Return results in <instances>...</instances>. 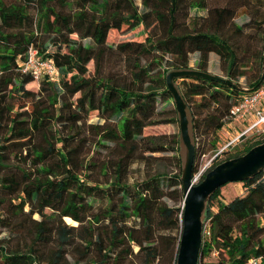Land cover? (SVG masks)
<instances>
[{
	"label": "trees",
	"instance_id": "16d2710c",
	"mask_svg": "<svg viewBox=\"0 0 264 264\" xmlns=\"http://www.w3.org/2000/svg\"><path fill=\"white\" fill-rule=\"evenodd\" d=\"M143 5L144 12L139 11L134 0H102L101 3L92 0H0V208L9 205L13 220L18 221H9L5 226L17 235L29 229V219L36 222V227L30 228L32 242L26 251L0 245V264H40L44 261L63 264L67 247L77 238L75 231L78 229L65 224L64 217L82 225L97 200L106 202L103 210L108 227L111 226L110 237L96 233L103 219L101 213H95L90 222V237L84 241L87 249L95 248L99 252L100 259L95 261L102 259L100 264H109L110 260L123 264L134 254V245L140 248L138 255L145 256L143 264H155L161 259L160 247L165 244L164 240L172 238L161 232L175 233L180 227L182 229L183 206L169 207L164 202V198L173 193L184 198L181 172L158 173L134 184L125 178L126 162L140 150L145 129L177 122L175 118L158 119L161 113L157 105L163 99L172 98L166 86L169 70L154 68L162 66L158 53L172 54L175 57L172 66L182 69L189 67V54L201 52L203 57L197 69L205 71L209 54L216 52L222 58H229L228 77L231 79L237 58L229 43L217 32L201 31L197 26L192 32L177 34L182 30L179 17L184 7L208 9L207 0H143ZM165 8L167 13L162 12ZM215 12L219 28L233 15L229 8L214 9L211 14L214 16ZM150 13L168 25L166 37L157 39L158 36L148 31L143 42L108 45L110 31L121 29L124 24L133 28L145 25L148 30ZM74 33L80 34L82 39L91 38L93 45L73 39ZM62 45L67 46L66 52L59 49ZM32 47L45 58L53 59L63 74L60 90L52 82L42 81L38 94L43 89L51 92L47 106H40L39 100L34 102L36 93L26 89L35 78L22 72V63ZM96 53L101 65L92 73L88 65L95 60ZM131 53L138 55V59L131 69L130 79L115 82L114 74L122 68L117 69L118 62ZM153 54L156 56L152 61L142 64L141 56ZM260 65L263 70V54ZM106 72L111 76L105 75ZM261 78L262 75L251 85L259 86ZM177 82L188 105L195 103L208 110L212 103L219 105L210 121L212 130L221 129L223 119L233 106V95L240 91L225 82L202 78ZM146 83L159 89L155 86L145 88ZM15 86H18V93L22 92L33 103L30 112L9 116L14 113L11 100ZM77 94L80 96L73 100ZM198 98L200 100L195 101ZM93 112L106 121L103 126L98 125L104 129L99 135L103 136L102 141H113L117 148L128 149L126 156L116 162L112 179L102 184H91L90 177L82 179V170L87 169L88 163L79 158V148L70 147L71 136H62L60 130H53L56 123L76 126ZM196 125L194 118V131ZM3 128L7 129L6 134ZM263 142L264 139L235 157ZM155 150L162 151V147H155ZM243 183L247 185V193L229 203L219 202L217 211L212 210L210 203L219 199L221 188L210 199L205 214L210 236H204L202 256L207 257L216 249L221 258L201 264H245L253 256L262 257L261 264H264V172ZM46 209L53 211L50 219L60 221L57 227L47 226ZM36 213L43 219L33 220ZM3 221L0 219L1 225ZM142 229L146 232L144 238L138 236ZM181 235L182 232L174 240L176 254L172 264H176ZM7 239L9 237L0 241L3 243ZM53 240L57 242V249L49 255L46 246Z\"/></svg>",
	"mask_w": 264,
	"mask_h": 264
},
{
	"label": "rangeland",
	"instance_id": "374dc122",
	"mask_svg": "<svg viewBox=\"0 0 264 264\" xmlns=\"http://www.w3.org/2000/svg\"><path fill=\"white\" fill-rule=\"evenodd\" d=\"M93 2L101 3L102 0H92ZM138 6L139 11L144 12L145 6L143 5V0H134ZM208 9H189L187 6L184 7L183 13L180 14L179 22L182 30L178 31L177 34L183 32H192L197 26L201 31H206L210 33L217 32L219 36L225 39L232 50L235 51L237 58V64L232 69L235 71L233 74V79L228 77L229 75V58H222L218 53L212 52L209 54V60L205 66V72L211 73L218 77L231 80L235 83H240L243 87L251 89L250 91H241L239 89H234L240 91V94L235 93L233 95V106L230 111L227 112L226 117L223 119L224 125L217 132L212 130V123L210 119L214 117L215 109L219 105L212 103L210 109L206 107L197 106L195 103L188 105L189 116L197 123L196 130L194 131L193 126V141L196 146V157L194 163V178L196 183H199L203 176L213 169L215 165L228 160L238 154H241L248 147L254 145L257 142H261L264 139V123L255 126L260 121L259 111H262L264 107V67L261 69L260 58L262 54L264 55V0H207ZM229 8L230 12L233 13L232 17L229 18L222 28H219L218 14L215 12L214 16L211 11L214 9ZM163 13H167V9L162 10ZM214 22V25H213ZM146 29L145 25H140L137 28H133L130 24H124L121 29H113L108 35V45L117 46L118 44L125 42H143L148 36V31L152 32L154 36L159 38L166 37L168 25L165 22L159 21L155 14L150 13ZM73 39H78L84 45H93L91 38L82 39L81 35L74 33L71 35ZM51 49H54L53 47ZM59 49L63 52L67 51V46L62 45ZM95 60L92 61L88 67L89 71L94 73L95 68L101 65V60L98 58V53H96ZM161 58L162 66L154 67L155 70L166 69L174 70L172 62L175 57L170 54L158 53ZM138 55L131 53L130 55H125L122 57V61L117 64V73L114 74L113 78L115 82L119 81L123 83L128 81L131 76V69L135 60H137ZM156 54L141 56L142 64H147L154 59ZM98 57V58H97ZM201 52H194L189 54V67L190 69H197L199 63L202 60ZM41 62H47L50 58H45L39 55ZM53 60V59H52ZM54 62V60H53ZM106 60H103L105 64ZM55 63V62H54ZM56 65V64H55ZM57 66V65H56ZM155 66V65H154ZM185 69V68H182ZM163 71V70H161ZM242 74L236 76V74ZM107 76H111L108 72L104 73ZM262 75L259 86L255 87L251 84ZM57 76L60 82H54L51 78L44 74L42 70L41 77L35 79L33 82L27 84L26 89L31 90L36 93L37 98L34 102L39 100L40 106H47L48 96L51 94L50 91H42L38 94L41 83L44 80L52 82L58 89H61L63 74L61 69L57 66ZM145 88L155 86L156 90L159 89L158 86L146 83ZM18 86L13 88V97L11 104L14 108V113L9 116H13L15 113L25 114L30 112L32 108L33 101L27 99L23 93L17 92ZM159 91V90H158ZM258 97V102L260 105H255V98ZM80 94H77L73 100H76ZM200 100V98L195 101ZM253 101V102H252ZM230 102V100H229ZM259 104V103H258ZM58 106V105H56ZM53 110V107H51ZM239 109V111H238ZM157 110L161 113L158 115V119L169 120L170 118L177 119L174 123H164L152 127H148L144 131L145 140L142 142L140 150L135 154L132 160H127L126 162V181L130 184H134L144 179L149 178L152 175L158 173H166L169 175L178 174L181 172L185 161L184 157V147L181 142V130L178 113L173 98L163 101L157 105ZM236 114H233V111ZM9 123V119H7ZM105 120L101 119L96 112L91 113L88 118L83 120L80 124L73 125H62L54 124L53 130H60L62 136H71L73 139L69 142L70 147L79 148L78 155L82 158V161L88 163V167L82 170V179L90 177L91 184H102L114 176L116 172V162L118 163L121 157H125L128 149L117 148L113 141H102L103 136H99L100 132L104 129L98 128V125H104ZM210 124V125H209ZM210 126V127H209ZM6 134L7 129H2ZM4 135V134H3ZM103 142L105 145H102ZM216 144L214 146L213 144ZM61 146V144H59ZM155 147H162V151H156ZM243 155V154H242ZM241 156V155H240ZM214 166V167H213ZM213 167V168H212ZM106 168H109L108 170ZM169 189V188H168ZM171 191V188L168 190ZM247 193V185L243 182H231L226 184L221 188V193L218 200L210 203L212 210L217 211V206L219 202L229 203L237 197H243ZM183 196H177L173 193L171 196L168 195L164 198V202L169 207L180 208L183 206ZM106 206L105 201L97 200L95 207L90 212V216L86 218L84 223L81 225L80 222L74 221L70 217H64V223L67 225H73L78 227L75 231L77 236L73 240L72 244L67 247L68 253L62 260L63 264H92L99 262L95 261L99 258V252L94 249H87L85 246V239L90 237V222L93 217L92 214L101 213L102 223L100 227H96V233H102L104 238L110 237L111 226L108 227L109 221L104 218L103 208ZM28 211L29 208L27 207ZM45 214L48 216L47 226L57 227L60 223L58 219H50L53 216V211L51 209H46ZM13 214L10 211L9 205L0 208V219L3 218V224H0V239L9 237V239L0 241V245H8L9 248L15 249V251L24 252L28 249L31 244V233L30 228L36 227V222L27 221L29 229L24 230L23 233L17 235L13 233L10 227L5 226L9 221L17 222V219L13 220ZM70 218L71 220H68ZM43 217L40 214H34L33 220L40 221ZM207 230H209V224L205 225ZM180 227V224H179ZM14 229V228H13ZM19 231V230H17ZM180 232H182L181 227L175 233L163 230L161 232L164 236H171V239H166L165 244H162L161 249V259L157 260L155 264H172L175 253L174 240L178 239ZM138 236L144 238L146 232L142 229L139 231ZM176 236V237H175ZM210 236V235H207ZM54 237V236H53ZM41 248L42 250L44 249ZM57 249L56 240L51 241L46 246L47 254H51ZM139 247L134 245V254L127 258L123 264H143L145 260L144 255H138ZM221 258L219 251L214 249L210 255L207 257H201V263L203 262H217ZM40 264H50L49 261L41 262ZM109 264H114L113 260H110Z\"/></svg>",
	"mask_w": 264,
	"mask_h": 264
},
{
	"label": "water",
	"instance_id": "95a60500",
	"mask_svg": "<svg viewBox=\"0 0 264 264\" xmlns=\"http://www.w3.org/2000/svg\"><path fill=\"white\" fill-rule=\"evenodd\" d=\"M202 78L221 81L241 91L251 89L211 73L198 69H174L167 72L166 85L174 99L180 122L181 142L185 161L182 168L183 220L176 264H201L204 241L205 214L213 194L231 182H245L264 172V142L252 147L247 153L225 160L207 172L196 183L194 163L196 146L193 141V122L188 104L177 83L179 79ZM263 81V78H262Z\"/></svg>",
	"mask_w": 264,
	"mask_h": 264
},
{
	"label": "built area",
	"instance_id": "2783aa9c",
	"mask_svg": "<svg viewBox=\"0 0 264 264\" xmlns=\"http://www.w3.org/2000/svg\"><path fill=\"white\" fill-rule=\"evenodd\" d=\"M39 55L40 54H39L38 50L32 47L29 50L26 61L24 63H22V72L23 73H29V74L33 75L35 79H39L41 77L42 70H44V74L49 76L51 78V80H53L54 82L55 81L60 82V80L57 76V66L55 65L53 60L48 59L47 62H41L39 59ZM259 96L260 95H258L255 98V100H253L255 102L256 106L260 105V101L258 102ZM261 110L262 111L258 112V115L260 116V121L255 126H257L261 123H264V107H262ZM235 111L236 110L233 111V114H236ZM238 111H239V109H238ZM205 235L206 236L210 235V231L207 230L206 226L204 227V236ZM262 260H263L262 257H254L253 256V257L249 258L245 264H261Z\"/></svg>",
	"mask_w": 264,
	"mask_h": 264
},
{
	"label": "bare ground",
	"instance_id": "6f19581e",
	"mask_svg": "<svg viewBox=\"0 0 264 264\" xmlns=\"http://www.w3.org/2000/svg\"><path fill=\"white\" fill-rule=\"evenodd\" d=\"M68 220H71L70 218H67Z\"/></svg>",
	"mask_w": 264,
	"mask_h": 264
},
{
	"label": "flooded vegetation",
	"instance_id": "af4514ba",
	"mask_svg": "<svg viewBox=\"0 0 264 264\" xmlns=\"http://www.w3.org/2000/svg\"><path fill=\"white\" fill-rule=\"evenodd\" d=\"M178 83V82H177ZM179 85V84H178ZM167 86V85H166ZM173 98V97H172ZM174 100V99H173Z\"/></svg>",
	"mask_w": 264,
	"mask_h": 264
}]
</instances>
